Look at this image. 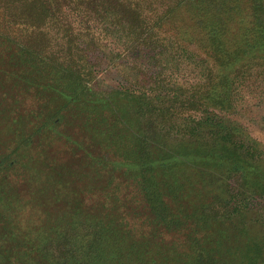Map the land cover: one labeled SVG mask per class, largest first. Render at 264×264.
I'll use <instances>...</instances> for the list:
<instances>
[{
  "label": "trees",
  "instance_id": "obj_1",
  "mask_svg": "<svg viewBox=\"0 0 264 264\" xmlns=\"http://www.w3.org/2000/svg\"><path fill=\"white\" fill-rule=\"evenodd\" d=\"M0 8L21 31L14 47L0 46V86L20 81L28 93L42 80L45 93L66 99L57 115L79 102L83 138L101 132L131 144L113 145L130 166L110 169L102 187L53 169L13 179L0 171V264L16 255L21 264H264V149L229 117L246 89L264 83V0H0ZM48 31L59 48L49 49ZM103 40L117 46L109 57L123 84L93 91L89 52ZM14 52L32 61L29 77L15 80L24 67L15 68ZM33 121L7 126L6 138ZM24 157L21 165L37 163ZM129 194L141 217L126 211ZM186 225L180 250L155 242Z\"/></svg>",
  "mask_w": 264,
  "mask_h": 264
},
{
  "label": "rangeland",
  "instance_id": "obj_2",
  "mask_svg": "<svg viewBox=\"0 0 264 264\" xmlns=\"http://www.w3.org/2000/svg\"><path fill=\"white\" fill-rule=\"evenodd\" d=\"M20 33L21 31H19L18 27L8 24L4 17V11L0 8V35L4 36H1V39L4 38V40L0 39V46L12 45L10 42L13 41L12 46L14 47L15 43H19ZM48 33L50 34L49 31ZM57 41L60 40L57 39ZM80 47H83L82 43ZM57 48H59V44L56 43V37L50 34L49 49ZM116 48L117 46L113 45L109 40L105 41V43L103 40L101 46L96 45L93 51L89 52L90 54L92 53L89 55V58L95 61L93 78H90L91 80L88 82L89 87L93 91L108 90L123 84L118 69L109 57V53ZM14 53L15 56L12 63H14L15 68L20 69L24 67L21 72H18V77L15 80H19L23 74H27V77L33 74V71L29 68L32 61L27 57L25 58L19 52ZM182 78L180 77L175 84L182 83ZM25 86L20 81L14 83V80L0 86V107H4V111L0 109L3 111L0 113V171L3 174L6 171H10V178L13 179V176L19 174L16 171H23L24 173L33 172L34 169L31 170V168L35 167L39 171L38 174L43 177L45 173H50L51 169H53L57 176L60 177L59 174L61 173L64 175L63 180L71 177L79 181L80 185L102 187L109 182L111 176L110 169L123 164L130 166L129 162L120 161V158H117V152L113 149V145H115L114 148L116 149L118 148L117 145H119V148L122 145H131L128 140L124 144H116L111 137L101 132L93 133V137L83 138L84 131L80 129L79 119H82L84 115L79 102L69 104L61 116H59L57 115L59 112L57 109L66 101L65 97H62L61 94L55 95L54 92H51V94L45 93L42 89V87H45V82L42 80L34 81L28 93L25 91ZM246 90L239 105L240 107H238L235 113L229 114V117L238 121L244 129L261 143L264 149V83H260L258 87ZM37 94L41 99L38 96V98L36 97ZM47 95H50V97H47ZM49 98L50 103L46 106ZM14 99L20 100L19 106L17 105L9 109L7 105H11ZM17 107H20V109L17 110ZM39 116H41L40 119ZM46 119L52 124L43 125L42 122ZM22 120L34 121L30 122L27 126H23V129L18 132L9 130L11 133H9V139H7L5 128L7 126L9 128L16 126ZM58 120L69 121L64 123ZM66 136L69 138H64ZM168 146L169 143H166L164 148ZM41 154H45V157L48 158L43 160L44 157L42 158ZM113 154H116V157ZM25 155L36 159L37 163L30 167H27L29 165L25 164L21 165L26 160ZM119 180H121L120 177H115L114 181ZM122 180L125 179L122 178ZM127 181L119 183L128 184ZM67 184L75 185L72 180L67 181ZM119 186L115 190L117 195L122 197L120 188H124V186ZM180 190L183 191L184 188ZM129 196L127 204L125 200L126 211L136 210V214L141 217L146 213L141 205L142 203H137L133 194H129ZM183 208L185 209V207ZM186 214L188 215V212ZM4 226V223L0 224V233L5 231ZM182 229H184V232L161 230L155 237L156 241L154 239L153 241L160 243L159 245L161 246L163 244L180 250L185 242L183 238L189 231L187 225L183 226ZM219 229L220 231H224L223 224H217L214 231L219 232ZM136 230V234L141 232L138 227ZM2 243L3 240L0 239V244ZM221 252L222 258L227 259L223 254L225 251L222 250ZM13 258H18L20 261L13 259L10 261L11 264H21L24 261L19 255Z\"/></svg>",
  "mask_w": 264,
  "mask_h": 264
}]
</instances>
